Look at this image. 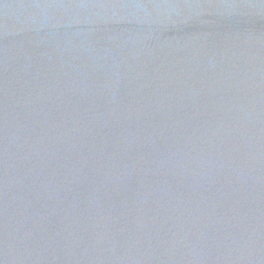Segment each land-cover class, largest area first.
Segmentation results:
<instances>
[{
  "label": "water",
  "instance_id": "1",
  "mask_svg": "<svg viewBox=\"0 0 264 264\" xmlns=\"http://www.w3.org/2000/svg\"><path fill=\"white\" fill-rule=\"evenodd\" d=\"M0 264H264V0H0Z\"/></svg>",
  "mask_w": 264,
  "mask_h": 264
}]
</instances>
